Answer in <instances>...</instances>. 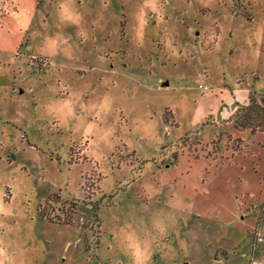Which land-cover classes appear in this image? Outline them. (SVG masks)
<instances>
[{"label":"rangeland","instance_id":"obj_1","mask_svg":"<svg viewBox=\"0 0 264 264\" xmlns=\"http://www.w3.org/2000/svg\"><path fill=\"white\" fill-rule=\"evenodd\" d=\"M251 93L264 0H0V264H264Z\"/></svg>","mask_w":264,"mask_h":264},{"label":"trees","instance_id":"obj_2","mask_svg":"<svg viewBox=\"0 0 264 264\" xmlns=\"http://www.w3.org/2000/svg\"><path fill=\"white\" fill-rule=\"evenodd\" d=\"M232 122L237 129L248 128L251 132H264V97L257 99L255 93H251L247 105L236 111ZM95 212L96 208L93 213Z\"/></svg>","mask_w":264,"mask_h":264}]
</instances>
